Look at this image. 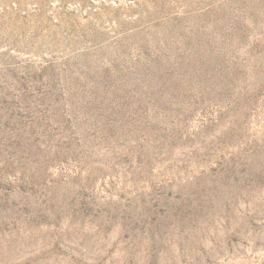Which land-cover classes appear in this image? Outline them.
<instances>
[{
  "label": "rangeland",
  "instance_id": "374dc122",
  "mask_svg": "<svg viewBox=\"0 0 264 264\" xmlns=\"http://www.w3.org/2000/svg\"><path fill=\"white\" fill-rule=\"evenodd\" d=\"M0 264H264V0H0Z\"/></svg>",
  "mask_w": 264,
  "mask_h": 264
}]
</instances>
